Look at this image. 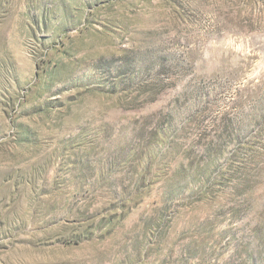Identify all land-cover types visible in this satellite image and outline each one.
<instances>
[{"label": "rangeland", "instance_id": "374dc122", "mask_svg": "<svg viewBox=\"0 0 264 264\" xmlns=\"http://www.w3.org/2000/svg\"><path fill=\"white\" fill-rule=\"evenodd\" d=\"M0 264H264V0H0Z\"/></svg>", "mask_w": 264, "mask_h": 264}]
</instances>
